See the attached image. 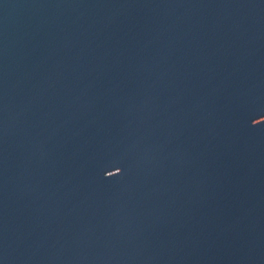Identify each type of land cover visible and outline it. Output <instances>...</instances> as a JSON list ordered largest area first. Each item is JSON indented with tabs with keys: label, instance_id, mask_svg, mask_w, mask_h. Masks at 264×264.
<instances>
[{
	"label": "water",
	"instance_id": "water-1",
	"mask_svg": "<svg viewBox=\"0 0 264 264\" xmlns=\"http://www.w3.org/2000/svg\"><path fill=\"white\" fill-rule=\"evenodd\" d=\"M0 264H264V0H0Z\"/></svg>",
	"mask_w": 264,
	"mask_h": 264
}]
</instances>
